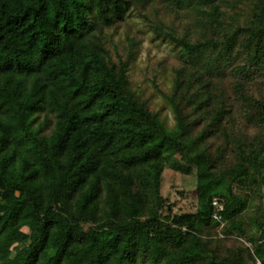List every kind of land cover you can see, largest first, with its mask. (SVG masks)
Wrapping results in <instances>:
<instances>
[{"label": "trees", "instance_id": "trees-1", "mask_svg": "<svg viewBox=\"0 0 264 264\" xmlns=\"http://www.w3.org/2000/svg\"><path fill=\"white\" fill-rule=\"evenodd\" d=\"M136 18L174 127L110 33ZM263 89L264 0H0V264H264Z\"/></svg>", "mask_w": 264, "mask_h": 264}, {"label": "rangeland", "instance_id": "rangeland-1", "mask_svg": "<svg viewBox=\"0 0 264 264\" xmlns=\"http://www.w3.org/2000/svg\"><path fill=\"white\" fill-rule=\"evenodd\" d=\"M110 33L114 34L115 43L120 45L124 44L127 33L140 39L141 45L136 51V60L131 74L132 82L141 89L143 98L149 101L153 109L161 112L167 125L174 127L173 111L168 107L166 98L159 92L161 89L162 92L169 94L172 89L173 67L177 64L176 51L172 45L155 38L141 18L133 19L127 26L121 25L116 31ZM252 93L254 94V91ZM163 193L170 197L171 202L177 204V212L189 211L196 204L195 179L168 171L165 174Z\"/></svg>", "mask_w": 264, "mask_h": 264}, {"label": "built area", "instance_id": "built-area-1", "mask_svg": "<svg viewBox=\"0 0 264 264\" xmlns=\"http://www.w3.org/2000/svg\"><path fill=\"white\" fill-rule=\"evenodd\" d=\"M214 206H216L220 211L223 210V206L220 205L219 200H215Z\"/></svg>", "mask_w": 264, "mask_h": 264}]
</instances>
